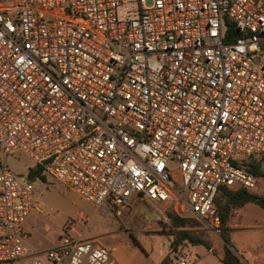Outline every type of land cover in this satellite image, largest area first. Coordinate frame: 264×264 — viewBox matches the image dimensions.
<instances>
[{"label": "built area", "instance_id": "built-area-1", "mask_svg": "<svg viewBox=\"0 0 264 264\" xmlns=\"http://www.w3.org/2000/svg\"><path fill=\"white\" fill-rule=\"evenodd\" d=\"M17 152L102 214L137 197L221 233V188L264 158V0H0V264H120L29 242Z\"/></svg>", "mask_w": 264, "mask_h": 264}, {"label": "rangeland", "instance_id": "rangeland-1", "mask_svg": "<svg viewBox=\"0 0 264 264\" xmlns=\"http://www.w3.org/2000/svg\"><path fill=\"white\" fill-rule=\"evenodd\" d=\"M6 166L14 176L34 185L37 208L23 228L28 233L29 242L36 248H51L69 233L107 247L111 258L120 264H177L180 255L190 256L195 264H224L221 261L222 234L226 232L232 250L237 252L243 264H264V209L257 204L246 205L240 220L243 227L258 225L257 229L230 232L228 223L227 231L223 228L221 233H216L196 219H185L189 221L188 225L178 228L173 225L171 213L164 205L145 202L137 197L123 207L109 205L108 214H102L55 179L40 174L29 177V170L36 165L23 152L8 156ZM250 192L264 197V178L259 177L257 187ZM217 199L220 205H227L222 196ZM216 207L219 209L217 203ZM234 211L231 210L230 216ZM181 231L193 233L207 242L210 248L194 246L188 241L178 244ZM6 264L30 263L16 261Z\"/></svg>", "mask_w": 264, "mask_h": 264}, {"label": "trees", "instance_id": "trees-1", "mask_svg": "<svg viewBox=\"0 0 264 264\" xmlns=\"http://www.w3.org/2000/svg\"><path fill=\"white\" fill-rule=\"evenodd\" d=\"M264 158L260 161H254L250 168V171L255 174L258 178H264V169L262 168V163ZM41 173L40 168L34 167L29 170V177H35ZM219 196H222L224 199L227 200V205L222 206L220 205L216 199V203L218 205V211L221 217V224L222 229L226 230V226L231 214L232 209L241 208L246 204L254 203L259 205L264 209V197L251 193L250 191L243 189V188H221L219 192ZM217 197V198H218ZM172 219V223L175 227L182 228L188 225V220L180 219L177 216L170 214ZM227 231V230H226ZM178 244L184 241L190 242L194 246H205L206 248H210L207 242L202 240L201 238L195 236L193 233L190 232H179L178 233ZM222 239L225 242L224 245V256L222 258V262L224 264H242L240 258L236 255V253L232 250L231 241L229 238L228 233L224 232L222 234Z\"/></svg>", "mask_w": 264, "mask_h": 264}, {"label": "crops", "instance_id": "crops-1", "mask_svg": "<svg viewBox=\"0 0 264 264\" xmlns=\"http://www.w3.org/2000/svg\"><path fill=\"white\" fill-rule=\"evenodd\" d=\"M246 205H248V204H246ZM246 205H244L241 208H236L234 211V214L232 216H230V218H231V219H229L230 222L228 221V223H229L228 229L231 230L230 232H234L236 230H241V229H251V228L257 229L259 227L258 225H250L248 227H243V225L240 223V220H242L243 212H244ZM237 220H239V221H237ZM228 223H227V225H228ZM224 245H225V242H224ZM209 252H211V251H209ZM235 253L237 254V252H235ZM223 256H224V247H223V254L221 256V260H222ZM163 257H164V255L162 253V258Z\"/></svg>", "mask_w": 264, "mask_h": 264}]
</instances>
